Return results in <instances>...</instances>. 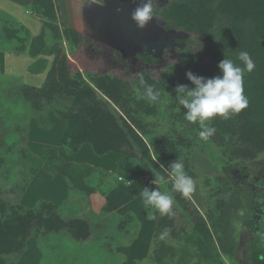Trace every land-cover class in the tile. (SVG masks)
<instances>
[{
    "label": "trees",
    "instance_id": "trees-1",
    "mask_svg": "<svg viewBox=\"0 0 264 264\" xmlns=\"http://www.w3.org/2000/svg\"><path fill=\"white\" fill-rule=\"evenodd\" d=\"M13 1L40 16L45 29L30 37V31L23 23L0 9V39L13 41V49L18 53L28 52L35 59L31 69L35 64L38 65L35 72L49 68L41 86L22 82L17 86L14 99L20 101L38 118H45L53 113L63 120L65 128L60 144L65 153L77 152L83 144H90L98 155L109 152L120 154L116 173L121 179L116 180L110 190L103 191L106 197L103 212L106 215L113 213L139 196L143 188H151L154 181H161L168 185L167 192L173 196L174 203L172 214L160 215L156 224L155 245L156 242L158 245L154 248L155 258L158 260L160 253L168 246L165 239L185 232L186 228H177L178 222L180 223L179 216L185 218L190 227L196 230V236H204L205 249H213L217 259H221V256L230 257L234 248L233 243L227 241L231 236L227 217L230 206L237 199L232 184L225 180L228 189L232 187L231 196L221 197L222 189H218V199L215 200L218 202L214 207H211L214 196L209 195L210 204L203 212L191 198H184L180 193L171 191L172 181L165 171L178 158L182 161V151L188 149L189 142L186 140L192 133V141H205L198 136L201 130L199 123H192L184 118V108L175 98L177 85L194 86L187 77L183 79L182 75L176 74L181 63L178 61L171 64V69H165L155 78L149 68L170 54L166 53L163 58L152 53L129 55L110 47L113 66L127 72L128 77L135 82L122 79L111 72L96 73L87 68L73 72L71 69L74 65L70 62V56L79 54L87 46L88 40L94 39L70 26L64 25L61 28L57 23V0ZM166 11V16L178 19L179 25H185L186 21L192 29L204 30L208 39L206 41L210 45L202 55L220 57L221 60L227 56L244 68V64L237 59L238 54L241 51L250 54L254 69L251 72L245 70L243 73L244 95L248 99V107L238 114H230L227 118L217 116L209 121V126L215 132L206 141L210 144L217 142V146L223 149L224 146L226 149L230 146V151L231 146L237 142L238 145L233 148L236 155L252 156L254 153L251 151L254 148L259 150L264 146V0H189L174 4ZM5 21L7 23L3 25ZM96 42L101 43L97 40ZM39 55H47L51 59H39ZM194 55L188 47L180 50L181 57L190 59L185 64L188 72L200 76L202 73L199 74L196 70L202 68ZM141 77L159 91L158 100L167 95L172 99L171 107L177 111L170 112L172 118H168V122L163 123L164 119L159 117L154 102L136 98L135 90L140 88ZM140 90L143 91L142 88ZM8 94L11 95L12 91ZM171 124L173 128L170 129ZM227 135H230V139H227ZM29 160L33 164L31 171L35 182L61 174L65 177L69 190H78L83 194L85 205L90 195L98 189L92 179L94 175L103 173L112 177L110 172L90 164L63 160L54 147H45L38 155L31 153ZM2 162L3 159H0V166ZM182 163L187 175L194 179L196 173L190 167L191 162L186 160ZM144 176H149L151 182H145ZM2 177H5L4 181H12L8 173ZM99 179L98 182H101ZM16 187L19 195H22L27 182H16ZM218 209L219 213L216 214L215 210ZM226 215L228 216L225 217ZM90 217L85 210L78 215L65 216L60 205L50 200L42 199L34 206H27L12 203L0 194V264H12L26 250L30 238L42 241L50 234L63 233L73 244L93 240L97 232L94 231ZM126 218H121L120 224H115L113 230L120 236H134L130 229L119 228L126 224L123 223ZM165 229L170 231L161 239ZM111 235L115 237L114 234H108L107 237L111 238ZM253 264H264V250L254 249Z\"/></svg>",
    "mask_w": 264,
    "mask_h": 264
},
{
    "label": "rangeland",
    "instance_id": "rangeland-1",
    "mask_svg": "<svg viewBox=\"0 0 264 264\" xmlns=\"http://www.w3.org/2000/svg\"><path fill=\"white\" fill-rule=\"evenodd\" d=\"M186 1L189 0H156L153 5L156 17L146 28L139 29L131 19V12L140 0H137L136 4L132 0H106L103 6L93 3L91 0H57V23L61 28L64 25L70 26L95 40H88L87 46L79 54L70 56V62L74 65L71 71L87 68L96 73L111 72L122 79L135 82L130 76L128 77L127 72H122L121 69L113 66L110 47H115L129 55L153 53L163 58L166 53L170 54L168 57H164L161 62L154 63L149 69L153 71L155 78H158L161 72L171 69V64L179 61L181 67L176 74L182 75L184 79L188 73L185 64L190 59L181 57L180 50L188 47L192 53H195L198 65L202 68L196 70L197 73H202L200 76L205 78L222 76V71L218 67L222 61L220 57L211 58L201 54L204 50L207 51L210 45L206 41L208 39L204 30L200 28L194 30L186 21L185 25H179L178 19L166 16L167 9L174 4ZM11 3L14 2L0 0L3 11L9 14L12 13L9 9L13 10ZM118 9L120 10L118 11ZM16 10H18L16 16L21 20V23L26 24L30 31V37L45 29L44 23L41 21L42 18L31 11L30 13L26 12L29 10L26 6L20 4ZM107 17L108 20L113 21V24L107 21ZM6 23V21L3 22V25ZM96 40L101 43L98 44ZM13 46V41L0 39V159H3L0 166V194L12 203H22L27 206H34L42 199L50 200L60 205L62 214L65 216L81 214L86 207L83 205L85 203L82 199L83 194L78 190H69L63 175L55 174L51 179H45L38 183L34 181L31 171L33 164L29 160L31 153L38 155L43 148L48 146L58 147L63 155L70 153H65L60 144V138L65 128L62 119L53 113L48 114L45 118H38L30 113L20 101L14 99V93L18 90L17 86L22 82L41 86L47 77L49 68L45 71L35 72L37 64L31 69L35 59H32L28 52L26 54L18 53L13 49ZM38 57L39 59L44 57L48 60L51 59L47 55ZM137 70H140V67H137ZM171 72L173 73V70ZM11 91L12 94H8ZM171 100L167 95L154 102L159 117L164 119L163 123L168 122V118H172L170 112L177 111L172 109ZM171 128H173L172 124ZM190 136L186 140L189 142L188 149H184L181 154L182 161L189 160L190 167L196 173V177L193 179L194 191L190 198L196 207L204 212L210 204L209 195L214 196L211 204L213 206L210 205L214 207L218 202H215L218 199L216 198L218 189H222L221 197L229 198L233 187L237 193V199L230 206L229 217L225 216L230 222L231 229V236L227 241L230 244L233 243L234 248L231 251V256L228 257V264H253L254 249L264 250V146L259 150L254 148L251 151L254 153L252 156H238L233 150L234 146L238 145L237 142L231 146L233 151H230V146L228 149L224 146L223 149L217 146L219 145L217 142L213 141L210 144L206 140L192 141L194 134L192 133ZM227 139H230V135H227ZM96 157L87 155L92 164L102 167L99 164V158ZM76 160L78 162L87 161L77 154H73L71 161ZM7 173L12 181H4L5 177L2 175ZM98 178L101 182H98ZM92 179L98 188L92 197L100 198L96 202L99 205L101 199L104 200L103 191L110 190L115 181H119L121 178H118L117 173L112 174V177L96 173ZM226 179L232 184L229 189ZM143 180L151 182L149 176H144ZM16 182L23 184L27 182V187L22 195H19ZM167 186V184L158 181L151 188H158L161 192H166ZM88 200L90 199L88 198ZM135 201L136 204H132L131 207L132 211L123 213V216L118 214L107 216L106 223L108 225L111 223L112 225L120 224V219L127 217L129 220L126 218L123 222L126 224L118 226L121 228L120 230L130 229L134 236L128 235L125 238L121 236L115 243V248L121 242L126 246L128 243H133L143 230L140 239L141 248L135 246L126 255L122 252L109 253L107 248L101 246L105 239L104 241L96 239L85 244H73L63 233L50 234L42 241L30 238L26 250L15 258L12 264H120L128 255L131 256V264H224L223 260L215 257L213 249H205L204 236L201 234L196 236V230H193L182 216H179L180 223L178 222L177 228H186L185 232L180 236L165 239L168 246L160 253L157 260L154 250L158 245L157 242L155 245V230L161 214L158 210H152L156 219L150 220L142 197ZM215 209L217 208L215 207ZM98 210L100 212H97ZM94 211L93 215L88 213L91 218L96 216V213L101 214L99 207ZM215 211L216 214L219 213V209ZM152 221H155L154 227ZM109 229L113 231V228ZM112 237L108 239L109 243L116 241L117 236ZM118 261L121 262L118 263Z\"/></svg>",
    "mask_w": 264,
    "mask_h": 264
},
{
    "label": "clouds",
    "instance_id": "clouds-1",
    "mask_svg": "<svg viewBox=\"0 0 264 264\" xmlns=\"http://www.w3.org/2000/svg\"><path fill=\"white\" fill-rule=\"evenodd\" d=\"M91 2L103 6L106 0H91ZM132 2L136 4L137 0H132ZM154 3L156 0H140L131 12V19L139 29L146 28L156 17L154 15ZM237 59L244 64V68L226 56L218 65L222 71V76L205 78L189 71L186 75L194 87L176 86L175 98L178 104L186 109L184 118L189 122L199 123L201 130L198 132V136L200 139L207 140L215 132V129L208 124L213 118L217 116L227 118L230 114H238L248 107V99L244 95L243 73L245 70L251 72L254 69V63L246 51L239 52ZM139 83L140 88L135 90L138 100L146 99L150 102L158 100L159 91L148 85L143 77ZM141 88L143 89L142 92ZM162 167L164 166L162 165ZM165 171L172 181L171 191L180 193L184 198H190L194 191V181L187 175L182 161L178 158L165 168ZM140 196L145 209L148 210V219H156L152 210H158L161 215L172 214L174 198L170 192H161L158 188L145 187ZM169 231V229H165L161 234V239ZM221 260L224 261V264H228L226 256H221Z\"/></svg>",
    "mask_w": 264,
    "mask_h": 264
},
{
    "label": "crops",
    "instance_id": "crops-1",
    "mask_svg": "<svg viewBox=\"0 0 264 264\" xmlns=\"http://www.w3.org/2000/svg\"><path fill=\"white\" fill-rule=\"evenodd\" d=\"M13 2L14 3H11V8H13V10L9 9L12 12L10 14L13 15L14 17H16L21 22V20L16 16L17 11H18V10H16V8L20 7V3L15 2V1H13ZM0 9L3 10L1 4H0ZM26 12H29L30 13V10H26ZM24 25L26 26V24H24ZM50 147H52V146H50ZM54 148H56L59 151L58 147H54ZM59 154L62 157V159L65 160V161H67V162H75V163H80V164H90V165H92L94 167L104 169V170L110 172L111 174H115L116 173L118 161H119V158H120V154L117 153V152H109V153H106L104 155H98V154H96L94 152V150H93V148H92V146L90 144H83L82 147L77 152H74V153H71V154H65V155H63V154H61V151H59ZM73 154L74 155L77 154L79 157H82L83 159H86L87 161L86 160H83V161H86V162H78L77 160L76 161H71V156ZM87 155H89V157L90 156H92V157L93 156H97L96 158H99V164L102 167H98V166L92 164V162L88 160ZM92 195H94V193H92L90 195V197H89L90 200L88 201V203L86 205H85V203H83V205L86 206L85 207V211H86L85 213H87V214L90 213L91 215H93L95 213V211H94L95 208L99 207V209H101V214L100 215L96 213V216L94 215L93 218L90 217L91 220H92L93 227H95L94 228V231L97 232L96 237H94L93 240L102 239L104 241V239H105L104 244L101 243V246L104 247V248H107L109 250L108 251L109 253H111V252L112 253L122 252V253H125V255H126L127 253L130 252L131 249L133 250L135 246L141 248L140 246H141L142 242H141L140 239H141L142 232H144L143 230L141 231L140 236H138L134 240L133 243H128L127 246H126V245H124V243L122 245V242H121V243H118V245H116L117 248H115V243H117V240L119 238H121V236L118 235V234H116V231H114L113 229H112L113 231H110L109 228H114L115 225H112V223H111L110 224L111 226H109L106 223L107 216L115 215V214H118L120 216H123V213L128 212V211H132L131 210L132 204H136V201L135 200H137L138 198H141V196L139 195V196L135 197L131 201H129L126 204H124L121 207H119L113 213L106 215L103 212V208H104V206L106 204V197H105V195L103 194L104 200L102 201V199H101V201L99 202V205L96 204V202L100 198L99 197L96 198L95 196L92 197ZM89 202H90V204H89ZM55 204H57V203H55ZM97 212H100V211L98 210ZM117 218H119V217H117ZM106 225L108 226L107 229H106V227H107ZM152 226L153 227L155 226V221H152ZM103 229H105L104 232H103ZM108 234H109V236H110V234H114L115 237L117 236L116 241L113 242V243H109L110 240H108L109 239L108 238L109 237ZM122 238H125V235ZM93 240H91V241H93ZM87 242H89V241H87ZM87 242H83V243L85 244ZM130 258H131V256H129V255L128 256H125V258L123 259V263L121 261H118V263L121 262L120 264H131L132 261L130 260ZM113 264H115V263H113Z\"/></svg>",
    "mask_w": 264,
    "mask_h": 264
},
{
    "label": "water",
    "instance_id": "water-1",
    "mask_svg": "<svg viewBox=\"0 0 264 264\" xmlns=\"http://www.w3.org/2000/svg\"><path fill=\"white\" fill-rule=\"evenodd\" d=\"M107 21L109 22V23H111V24H113V21H110V20H108V17H107ZM153 54V53H152ZM154 55V54H153ZM156 56V55H155Z\"/></svg>",
    "mask_w": 264,
    "mask_h": 264
}]
</instances>
